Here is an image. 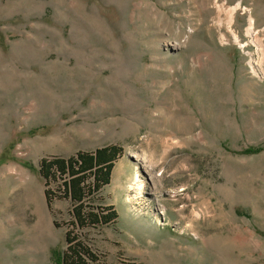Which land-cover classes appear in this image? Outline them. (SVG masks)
I'll return each instance as SVG.
<instances>
[{
	"label": "rangeland",
	"instance_id": "obj_1",
	"mask_svg": "<svg viewBox=\"0 0 264 264\" xmlns=\"http://www.w3.org/2000/svg\"><path fill=\"white\" fill-rule=\"evenodd\" d=\"M107 145L95 264H264V0H0V264H57L39 160Z\"/></svg>",
	"mask_w": 264,
	"mask_h": 264
},
{
	"label": "trees",
	"instance_id": "obj_2",
	"mask_svg": "<svg viewBox=\"0 0 264 264\" xmlns=\"http://www.w3.org/2000/svg\"><path fill=\"white\" fill-rule=\"evenodd\" d=\"M121 154L117 145H107L92 151H79L71 156L42 158L38 172L47 186L57 184V191L45 188L48 206L59 197L69 201L65 222V248L55 255L57 264H95L97 254L88 244L86 230L114 223L118 213L111 204L98 198L101 188L111 179L114 161ZM56 227L60 224L54 223Z\"/></svg>",
	"mask_w": 264,
	"mask_h": 264
},
{
	"label": "bare ground",
	"instance_id": "obj_3",
	"mask_svg": "<svg viewBox=\"0 0 264 264\" xmlns=\"http://www.w3.org/2000/svg\"><path fill=\"white\" fill-rule=\"evenodd\" d=\"M236 7H237V5L236 6H234V7H232V11L233 10H236ZM239 7V6H238ZM237 7V8H238ZM234 13V12H233ZM231 21V20H230ZM250 22V21H249ZM246 34L247 35H250V36H252V35H254V33H253V31H252V26H251V23H249V26L246 28ZM234 36V38L236 39V36L235 35H233Z\"/></svg>",
	"mask_w": 264,
	"mask_h": 264
}]
</instances>
